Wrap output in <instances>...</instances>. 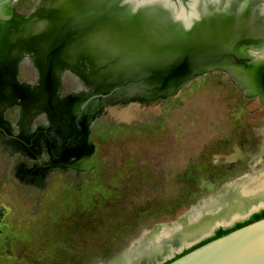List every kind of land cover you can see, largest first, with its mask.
I'll use <instances>...</instances> for the list:
<instances>
[{
	"label": "rangeland",
	"instance_id": "obj_1",
	"mask_svg": "<svg viewBox=\"0 0 264 264\" xmlns=\"http://www.w3.org/2000/svg\"><path fill=\"white\" fill-rule=\"evenodd\" d=\"M24 2L21 13L32 14L14 16L6 22L14 26L0 29V63L19 82L16 103L3 118L15 136L20 117L34 115L38 127L54 115L59 136L65 124L73 126L74 144L83 138L72 124L79 118L82 128L89 124L88 151L73 145L55 157L39 152L14 172L27 144L0 135V264H106L226 186L249 189L264 181L263 97L221 70L195 68L205 52L201 40L186 43L183 57L174 58L173 43L159 44L166 36L152 40L140 30L139 12L125 10L122 18L133 26L124 32L112 19L124 8L113 3L92 8L91 0H68L60 12L42 15L41 9L33 13L31 0ZM41 19L57 25L23 34ZM8 33L16 37L13 46ZM50 33L41 63L38 42ZM88 157L89 171L67 167ZM260 210L264 206L213 232Z\"/></svg>",
	"mask_w": 264,
	"mask_h": 264
},
{
	"label": "bare ground",
	"instance_id": "obj_2",
	"mask_svg": "<svg viewBox=\"0 0 264 264\" xmlns=\"http://www.w3.org/2000/svg\"><path fill=\"white\" fill-rule=\"evenodd\" d=\"M95 1L97 2L95 3ZM63 2L68 4V0H35L36 9L33 13L41 9L42 15H50L51 8L59 9L60 12L61 6L64 5ZM102 2L104 6L113 3L115 7L124 8L121 10L124 11L121 15L113 16L112 19L120 24L119 29L124 32L132 28L133 25L122 18V14L125 16V10H128L132 4L126 0H91V4L94 3L92 8L94 6L99 8ZM263 5L264 0H191L189 12L184 13L182 10H175L168 0H151L140 8L139 13L143 21L140 30L141 28L147 29L146 31L150 32L148 37L152 40H154L153 38L161 40V37L166 36V39L159 41V44L165 43V40L173 43L176 47L174 58L183 57L186 43L193 42L197 45L202 42L203 45H201L205 52L202 53L200 62L194 64L195 68L221 70L236 84H240L242 87L245 84L249 85V88L257 91L264 99V63L261 60L246 61L249 50H254L253 54L256 55L257 50L264 49ZM181 13L185 21L191 20L192 14L200 17L198 21L193 22V26L187 34L182 23L175 20V17ZM115 14L119 13L115 12ZM14 16L8 5L0 8V29ZM77 21L75 26L79 24L77 29L80 32L84 25L80 18ZM54 24L57 25L56 22H48L45 19L36 20L33 26L25 27L23 34L38 35L50 29H46L47 27L52 28ZM52 37L53 35L50 33L38 42V47L41 50L39 54L41 63H43V56L51 44ZM7 38L10 41V46H13L16 37L8 33ZM177 38L178 41L175 42L174 40ZM199 40L201 41L199 42ZM6 53L10 59L14 58L13 51L8 50ZM2 55L5 54L2 52ZM191 60L194 62V55ZM45 80L46 76L44 75V88H46ZM14 86H16L15 72L9 70L1 62L0 135L20 142L25 140L27 144L26 149L19 153L21 157L18 159L22 158V162L16 160L13 164L14 172L17 171L21 163L29 164L27 160L36 161L39 152H48L50 156L55 157L71 149L73 145L79 149L83 148L81 136L77 138V143H70L72 137L69 132L72 130V125L65 124L60 136L58 135V122L54 115H52V122L46 120L38 127H33L34 115H24V119L20 117L15 125L16 135H12L3 118V113L16 103ZM48 108L53 113L50 104ZM72 124L79 133L82 132L79 118L75 122L72 121ZM9 134L11 135L9 136ZM10 149H13L12 146ZM67 167L76 171H89L92 167L91 157L82 159L78 164L72 163ZM260 206H264V181L249 189L245 188L243 183L228 185L212 199L198 202L196 206L183 213L178 221L158 225L145 232L130 245L129 249L106 264H158L169 258L173 252H179L184 247L209 235L213 227L227 226Z\"/></svg>",
	"mask_w": 264,
	"mask_h": 264
},
{
	"label": "water",
	"instance_id": "obj_3",
	"mask_svg": "<svg viewBox=\"0 0 264 264\" xmlns=\"http://www.w3.org/2000/svg\"><path fill=\"white\" fill-rule=\"evenodd\" d=\"M9 1L5 0L4 3ZM126 1L132 4L128 11L136 13L140 11L143 4L151 0ZM168 1L175 10H182L184 13L190 10L191 0L186 3L187 10L181 3L177 9L171 0ZM256 54L264 60V49L257 50ZM100 98V96L90 98L86 103L92 100L98 101ZM100 114L101 111L94 112L91 119L95 120ZM88 127L89 124H86L85 128H82L83 144L86 142L85 131ZM82 153H85L84 147ZM213 228L210 233H213ZM166 264H264V218L200 245Z\"/></svg>",
	"mask_w": 264,
	"mask_h": 264
},
{
	"label": "flooded vegetation",
	"instance_id": "obj_4",
	"mask_svg": "<svg viewBox=\"0 0 264 264\" xmlns=\"http://www.w3.org/2000/svg\"><path fill=\"white\" fill-rule=\"evenodd\" d=\"M4 1L5 0H0V8H2L3 6H6V5H8V7H9V10L15 15V16H23V17H25V15H28V14H31L32 12L31 11H28L26 14H22L21 13V10L25 7V0L23 1V0H10L9 2H7V3H4ZM32 1V3H35V0H34V2H33V0H31ZM173 3H174V5H175V7L178 9L179 8V3H181L182 5H183V7H185L186 9L185 10H187V6H186V3L188 2V0H171ZM35 5H36V3H35ZM34 9H36V7H34ZM31 12V13H30ZM8 22V21H7ZM50 22V21H49ZM5 24H7L8 26L10 25V26H14L13 24H10V23H6L5 22ZM5 24L3 25V28H5V27H7V26H5ZM17 27H18V25H16ZM47 26V25H46ZM49 26V25H48ZM254 50H249L248 51V56H247V59H246V61L247 62H251V61H253V60H261L263 63H264V60H262V59H259L258 57H260L259 55H255V54H253L254 52H253ZM250 59V60H249ZM264 59V58H263ZM223 72V71H222ZM15 81H16V84H19V82L16 80V74H15ZM245 94V93H244ZM245 96H247L246 94H245ZM248 97V96H247ZM261 104V103H260ZM263 104H264V99H263ZM261 106L264 108V106L261 104ZM8 124V123H7ZM263 130H264V128H263ZM11 132V131H10ZM259 157L261 156V153H259V154H257ZM258 157V158H259ZM258 160V159H257ZM262 211H264V210H260V211H256V212H254L253 214H251L246 220H244V221H242V222H237V223H235L233 226H231V227H229V228H226V229H230V228H232V227H234L236 224H238V223H243V222H246V221H248L254 214H259L260 212H262ZM219 229H224V228H219ZM218 230V229H217ZM217 230H215L213 233H212V235L211 236H209L208 238H206L205 240H207V239H209V238H211L212 236H214V234L216 233V231ZM205 240H202V241H205ZM202 241H200V242H202ZM200 242H198L197 244H199ZM197 244H195V245H197ZM192 247V246H191ZM188 249V248H187ZM187 249H183L180 253H182L183 251H185V250H187ZM179 253V254H180ZM179 254H176V255H179ZM175 255V256H176ZM174 256V257H175ZM173 257V258H174ZM172 258V259H173ZM171 260V259H170ZM167 261H169V260H167Z\"/></svg>",
	"mask_w": 264,
	"mask_h": 264
},
{
	"label": "trees",
	"instance_id": "obj_5",
	"mask_svg": "<svg viewBox=\"0 0 264 264\" xmlns=\"http://www.w3.org/2000/svg\"><path fill=\"white\" fill-rule=\"evenodd\" d=\"M262 218H264V211L260 212L259 214H254V215H253L248 221L243 222V223H238V224H236L234 227H232V228H230V229H218V230L216 231V233L214 234V236H212L211 238H209V239H207V240H205V241H202V242H200L199 244H197V245H195V246H193V247H191V248H189V249L183 251V252L180 253L179 255H176L173 259L178 258V257H180L181 255H183V254L189 252L190 250H192V249H194V248H196V247H198V246H200V245H203V244H205V243H207V242H209V241H211V240H213V239H216V238H218V237H221V236H223V235H225V234H227V233H229V232H231V231H233V230H235V229H238V228H240V227H242V226H245V225H247V224H250V223H252V222H254V221H257V220H259V219H262ZM173 259H171V260H173ZM171 260H169V261H171ZM169 261H167L166 263H168ZM166 263H164V264H166Z\"/></svg>",
	"mask_w": 264,
	"mask_h": 264
},
{
	"label": "clouds",
	"instance_id": "obj_6",
	"mask_svg": "<svg viewBox=\"0 0 264 264\" xmlns=\"http://www.w3.org/2000/svg\"><path fill=\"white\" fill-rule=\"evenodd\" d=\"M199 19H200V17L198 15H195V14H192V19L189 21L184 20L182 13L175 17V20L178 22H181L184 30H186V31L190 30L191 27L193 26V22L198 21Z\"/></svg>",
	"mask_w": 264,
	"mask_h": 264
}]
</instances>
